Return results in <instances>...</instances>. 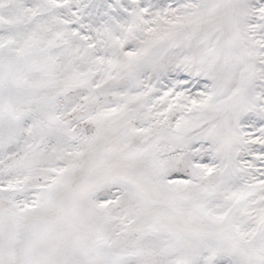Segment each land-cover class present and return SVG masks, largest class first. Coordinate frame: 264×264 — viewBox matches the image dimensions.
Here are the masks:
<instances>
[{"label": "snow or ice", "instance_id": "1", "mask_svg": "<svg viewBox=\"0 0 264 264\" xmlns=\"http://www.w3.org/2000/svg\"><path fill=\"white\" fill-rule=\"evenodd\" d=\"M0 264H264V0H0Z\"/></svg>", "mask_w": 264, "mask_h": 264}]
</instances>
